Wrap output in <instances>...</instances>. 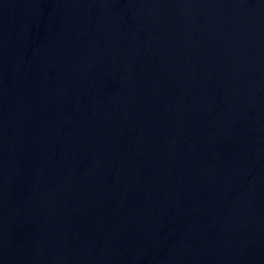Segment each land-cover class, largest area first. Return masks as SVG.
I'll return each mask as SVG.
<instances>
[{
  "label": "water",
  "instance_id": "water-1",
  "mask_svg": "<svg viewBox=\"0 0 264 264\" xmlns=\"http://www.w3.org/2000/svg\"><path fill=\"white\" fill-rule=\"evenodd\" d=\"M0 264H264V0H0Z\"/></svg>",
  "mask_w": 264,
  "mask_h": 264
}]
</instances>
